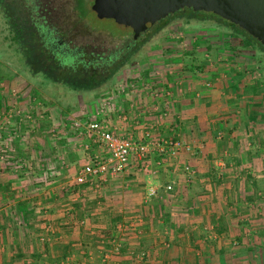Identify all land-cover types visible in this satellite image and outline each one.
Masks as SVG:
<instances>
[{
	"label": "crops",
	"instance_id": "0c3cea01",
	"mask_svg": "<svg viewBox=\"0 0 264 264\" xmlns=\"http://www.w3.org/2000/svg\"><path fill=\"white\" fill-rule=\"evenodd\" d=\"M211 51L230 61H201L189 92L171 108L177 121L167 119L158 128L195 145V157L181 152L183 161L197 168L195 187H184L181 170L167 158H162L160 174L151 175L153 168L126 177L106 175L94 191L86 186L96 176L81 185L73 181L84 164L80 153L73 162L62 161L45 181L33 182L5 165L0 168V264L55 260L69 252L73 261L86 259L82 246L91 247L109 232L120 236L116 223L124 221L125 212L143 220L140 236L129 239L150 248L161 243L152 264H264V72L247 66L239 73L233 51ZM133 101L146 107L149 98L137 94ZM125 131L138 134V126L128 122ZM168 179L174 183L172 193L164 194L158 189ZM149 186L157 192L147 199ZM172 195L182 206L167 201ZM108 213L115 218L111 223L105 220ZM82 219L84 224H78ZM46 225H53L57 235L39 242Z\"/></svg>",
	"mask_w": 264,
	"mask_h": 264
},
{
	"label": "rangeland",
	"instance_id": "374dc122",
	"mask_svg": "<svg viewBox=\"0 0 264 264\" xmlns=\"http://www.w3.org/2000/svg\"><path fill=\"white\" fill-rule=\"evenodd\" d=\"M20 1L26 2L25 5L31 8L29 10L35 9L33 16L37 14L35 18L39 24L44 21V27L50 26L55 36L71 41L73 49L70 50L77 48L78 51H74L81 52L84 62L96 60V57H101L100 54L106 53H115L116 57L134 40L130 27L118 25L111 19L97 18L91 10L92 0ZM37 7H42V10L36 11ZM41 16L44 18L39 20L38 17ZM200 17H192L190 14L174 17L151 34L140 47L127 52L118 68L102 83L93 88L73 89L63 81L52 80L41 70L35 72L31 69L32 66L25 61L23 47L13 39L14 32L0 0V168L10 165L17 170L16 173H22L31 181L38 182L51 179L56 174L57 165L63 164L62 161H75L76 153H80L81 160L84 161V164L78 166L81 167L79 169L84 168L93 155L106 157L107 153L90 141L88 133L81 129L92 120L91 116L96 111L101 114L99 118L104 120L114 135L139 138L142 132L149 130L152 136L180 140L178 136H165L159 132V126L165 120L170 119L169 122L175 123L177 119L173 117L159 120L150 109V93L159 92L162 87L176 98L185 96L189 92L192 78L195 79L192 75L198 71L197 66L200 67L201 61L207 64L213 60L230 61L221 54L214 55L212 49L233 51L234 61L241 65L237 69L239 73L243 74L247 66L253 67L255 73L260 69L264 72V53L253 40L228 27L219 17ZM212 44L217 48L212 47ZM201 46L204 49L197 52ZM193 93L195 92L191 94ZM136 94L149 98L144 105L146 107L135 104L133 96ZM121 112L126 115V120L120 126L118 115ZM128 122L138 126V134L125 131V124ZM142 140L141 137L139 141ZM181 142L183 147L178 149L174 157H170L169 153L159 155L153 151L148 158V168L156 170L151 175L160 174L161 170L159 173L157 170L164 160L162 158L170 159L172 168L181 170L184 187L193 189L198 182L197 168L183 161L181 154L185 152L195 157V145L185 139ZM237 144L239 147L240 143ZM244 148H247L246 151L250 150L246 146ZM17 164L22 165L16 168ZM42 165H45L42 167L44 169L38 170ZM134 166L135 162L119 174H125V177L127 174H140L134 171L141 169ZM184 166L193 170L191 176L183 170ZM36 171H40L42 176L37 175ZM71 171H75V167ZM168 180L158 189L160 192L166 191L164 194L172 193L174 183L172 179ZM99 181L105 182L96 177L86 188L94 191L100 186ZM167 184L171 186L170 190L165 189ZM150 189L155 190L152 196L148 195ZM145 192V197L150 199L156 195L157 189L149 186ZM170 198L175 201L176 206L181 205V199L172 195L167 201ZM109 214L111 213L106 214L105 220L111 223L115 218ZM131 214L134 213L125 212L124 221L116 223V230L120 231L119 237L109 232L91 247L82 246L86 259L73 261L70 258L72 253L69 252L59 256V259L47 258L38 262L37 259L28 260L27 255L28 264H118L116 259L119 264H152L150 258L157 256L161 243L150 248V244L140 245L138 239H129L135 234L140 236L143 222L139 216ZM78 224L83 225V219ZM43 231L39 242L47 241L51 239V235L56 234L53 225H46ZM165 245L166 242H162V246ZM69 251L75 252L73 249Z\"/></svg>",
	"mask_w": 264,
	"mask_h": 264
},
{
	"label": "trees",
	"instance_id": "16d2710c",
	"mask_svg": "<svg viewBox=\"0 0 264 264\" xmlns=\"http://www.w3.org/2000/svg\"><path fill=\"white\" fill-rule=\"evenodd\" d=\"M2 4L6 15H8L10 26L14 32L13 39L16 43L21 44L25 61L32 66L31 69L35 72L41 70L52 80L63 81L73 89L76 87L93 88L102 83L121 63L120 61L107 68L104 64L98 66V64L94 63V60H88L87 62H84L83 60L80 62L79 60L78 62L77 56H79V53H75L72 50L70 53L54 55V49L52 48V45H49L51 35H48L46 39L38 34L39 30L44 32V28H41L42 26L38 23V20L33 16L32 11L28 9L25 3L20 0H2ZM209 15H211V17H217L212 14ZM209 15H200V18H207ZM223 21V23L228 27H231L237 33L243 34L249 40H253L258 44L256 40L238 27L234 26L232 23L226 20ZM166 23H168L167 19L161 20L158 25L153 27L150 34L134 41L136 47H140V45H142L151 34L158 31ZM49 31L52 33L53 30L50 29ZM258 47L260 51L264 53V50L259 44ZM64 188L63 191L66 190L68 192L69 188ZM76 189V186L72 187V190ZM13 261V264H15V262H20L21 260ZM21 262L22 264H25L23 261Z\"/></svg>",
	"mask_w": 264,
	"mask_h": 264
},
{
	"label": "built area",
	"instance_id": "2783aa9c",
	"mask_svg": "<svg viewBox=\"0 0 264 264\" xmlns=\"http://www.w3.org/2000/svg\"><path fill=\"white\" fill-rule=\"evenodd\" d=\"M149 95L152 101L150 109L158 116L159 120L175 117L171 112V108L174 105L176 96H172L170 92L162 87L159 89V92L150 93ZM100 115L96 111L95 115L91 116L92 120L87 122L81 129L88 133L89 140L95 143V145L97 144V147L106 152L107 156H91L89 163L86 162L85 167L80 169L76 174L77 176L73 180L76 184H82L88 179L87 176L103 177V179L106 175L114 176L125 171L127 167L130 168L133 162H135L134 167H137L138 170H150L148 168V158L153 151H156L159 155L169 153L170 157H174L178 149L183 147L180 140L152 136L149 130L142 132L139 138L114 135L107 128L104 120L99 118ZM118 118L120 119L119 123L121 126L123 121L126 120V115L121 112ZM153 126L155 129L156 123ZM141 137L143 140L139 141ZM184 148L187 149V147ZM21 165L17 164L16 168H19ZM13 170L17 171L16 169ZM183 170L187 175L191 176L193 174V170L188 166H184ZM165 189L170 190L171 186L167 184L165 185ZM154 194V189L148 191L149 196Z\"/></svg>",
	"mask_w": 264,
	"mask_h": 264
},
{
	"label": "water",
	"instance_id": "95a60500",
	"mask_svg": "<svg viewBox=\"0 0 264 264\" xmlns=\"http://www.w3.org/2000/svg\"><path fill=\"white\" fill-rule=\"evenodd\" d=\"M210 12L264 45V0H92L97 18L130 27L133 38L180 8Z\"/></svg>",
	"mask_w": 264,
	"mask_h": 264
},
{
	"label": "flooded vegetation",
	"instance_id": "af4514ba",
	"mask_svg": "<svg viewBox=\"0 0 264 264\" xmlns=\"http://www.w3.org/2000/svg\"><path fill=\"white\" fill-rule=\"evenodd\" d=\"M28 8L31 9L30 6H28ZM40 10H42V7H37L36 8V11H40ZM34 12H35V9L33 8L32 13L35 14L36 12L35 13ZM208 13H210V12L194 11L193 9H191L189 7L180 8L177 11L173 12L172 14H169V15H167V16L159 19V20H156L153 23V25H151L150 27H147L143 32H141L139 35H137V37L133 38L134 40L131 43H129L128 45H126V47L124 48L122 54H119L116 57H114L115 53H113V54H108V53L100 54L101 57L100 56L96 57V60H94L95 61L94 63L98 64V66L101 65V64H104L108 68L109 66L115 65V64L119 63L120 61L124 60V57H126L125 56L126 53L130 52L133 48L134 49L136 48V44H134V41L138 40L140 37L143 38V37H145V35L147 36L148 34H150L152 29H153V27L158 25L161 20L167 19L169 21V20H172L174 17H179L181 15H186V14H190V15H192V17H196L198 15H204V14H208ZM210 14H212V13H210ZM51 15L53 16L52 13H51ZM212 15H214V14H212ZM35 17L37 18V14L35 15ZM38 18H39V20H41L42 18H44V16H41V17H38ZM43 24H44V21H43L42 24H40L41 26H43L44 32H41L39 30L38 34H40V36H43V38H46V39H47L48 35H51V39H50L49 45H52V48L54 49V52H55L54 55L70 53V51H71L70 49H73V48H71L72 47L71 41H68L66 39L63 40L62 38H60L58 36H55L54 35L55 34L54 30L51 33L49 31L51 29V27L50 26H47V27L45 26L47 28L46 29ZM259 45L264 50V45H261V44H259ZM74 50L78 51L77 48L74 49ZM74 50H73V52H75ZM103 52H105V51H103ZM78 53H79V56H77V60H78V62H79V60L81 62L83 56H82L81 52H78ZM123 54H124V56H123Z\"/></svg>",
	"mask_w": 264,
	"mask_h": 264
}]
</instances>
